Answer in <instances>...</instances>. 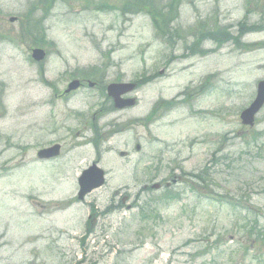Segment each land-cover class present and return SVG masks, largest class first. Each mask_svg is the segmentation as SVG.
Masks as SVG:
<instances>
[{
    "label": "rangeland",
    "instance_id": "rangeland-1",
    "mask_svg": "<svg viewBox=\"0 0 264 264\" xmlns=\"http://www.w3.org/2000/svg\"><path fill=\"white\" fill-rule=\"evenodd\" d=\"M50 3L0 0V264H264V108L253 128L239 118L264 79V8L175 0L167 43L122 0ZM200 23L229 28L236 42L204 41L200 55ZM34 46L47 53L41 63ZM90 67L99 86L61 98ZM136 79L138 104L112 110L104 85ZM160 100L176 103L150 121ZM54 142L62 156L42 163L37 151ZM97 156L106 184L75 202L80 171ZM174 175L169 190H143ZM116 190L135 207L104 214L118 206Z\"/></svg>",
    "mask_w": 264,
    "mask_h": 264
},
{
    "label": "water",
    "instance_id": "water-1",
    "mask_svg": "<svg viewBox=\"0 0 264 264\" xmlns=\"http://www.w3.org/2000/svg\"><path fill=\"white\" fill-rule=\"evenodd\" d=\"M44 56H45V53L43 50L36 49L33 52V57L36 60H41L44 58ZM77 87H78V82L74 81L69 85V90L76 89ZM108 90L111 95L116 97V101H117L116 105L118 107H122L123 105H121L118 100L119 95L123 92L122 87L120 85L113 84L109 86ZM263 104H264V81H261L258 85L256 99L254 100V102L251 104L249 108H247L241 113V118H242L243 123L252 125L254 122L255 114L259 111V109L263 106ZM56 153H57V147L53 148L49 154L53 155ZM42 154L43 153H40V155ZM103 182H104V172L98 167H96V165L84 171V173L79 179V184L81 187L80 198H83V196L86 193L90 192L93 188L99 187ZM157 186L158 185H154V187H157Z\"/></svg>",
    "mask_w": 264,
    "mask_h": 264
},
{
    "label": "trees",
    "instance_id": "trees-1",
    "mask_svg": "<svg viewBox=\"0 0 264 264\" xmlns=\"http://www.w3.org/2000/svg\"><path fill=\"white\" fill-rule=\"evenodd\" d=\"M142 1L144 2V4L142 5L143 6L142 9H145L152 17L153 23L158 31L157 33L162 36H168V38L169 36L173 37L174 30L171 26V23L173 22L176 16L174 15L168 16L164 14L162 12L163 11L162 7H160L161 5L158 4V2H156L157 0L156 1L155 0H142ZM171 6H172V2L169 1L168 9L171 8ZM168 40H171V39H168Z\"/></svg>",
    "mask_w": 264,
    "mask_h": 264
}]
</instances>
